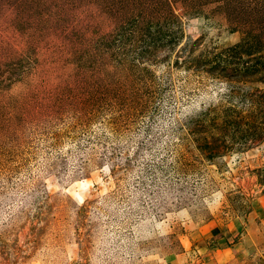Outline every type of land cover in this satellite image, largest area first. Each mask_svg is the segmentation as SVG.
Wrapping results in <instances>:
<instances>
[{"label": "rangeland", "instance_id": "rangeland-1", "mask_svg": "<svg viewBox=\"0 0 264 264\" xmlns=\"http://www.w3.org/2000/svg\"><path fill=\"white\" fill-rule=\"evenodd\" d=\"M0 264H264V0H0Z\"/></svg>", "mask_w": 264, "mask_h": 264}, {"label": "trees", "instance_id": "trees-1", "mask_svg": "<svg viewBox=\"0 0 264 264\" xmlns=\"http://www.w3.org/2000/svg\"><path fill=\"white\" fill-rule=\"evenodd\" d=\"M220 54H221V52H220ZM186 59V57H184L182 60L184 61ZM231 59V61L230 60H228V62H230V64L229 65H225L224 64V66H217V68L220 70V67H221V69L222 70H225L226 71V67L228 68L229 67V69H230V71H233L234 73H236V71H241V69L239 68H237V67H235V63H234V61H233V59L232 58H230ZM219 60H222V58H218L217 59V61H219ZM216 61V62H217ZM224 63H225V60H224ZM153 93H155V91L153 92ZM125 104V102H123V104L122 105H124ZM151 119H154V117H152ZM147 126H149V123H148V125ZM147 131L149 132H151V126H149L148 128H147Z\"/></svg>", "mask_w": 264, "mask_h": 264}]
</instances>
